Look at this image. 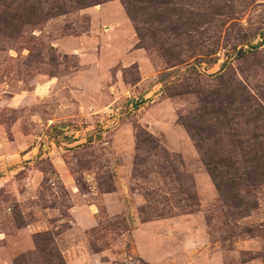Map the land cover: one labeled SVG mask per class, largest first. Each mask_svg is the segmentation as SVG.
Segmentation results:
<instances>
[{
	"label": "rangeland",
	"instance_id": "1",
	"mask_svg": "<svg viewBox=\"0 0 264 264\" xmlns=\"http://www.w3.org/2000/svg\"><path fill=\"white\" fill-rule=\"evenodd\" d=\"M176 3L201 24L153 47L121 0L0 32V264H264V185L235 213L181 122L223 84L264 105V0Z\"/></svg>",
	"mask_w": 264,
	"mask_h": 264
},
{
	"label": "trees",
	"instance_id": "2",
	"mask_svg": "<svg viewBox=\"0 0 264 264\" xmlns=\"http://www.w3.org/2000/svg\"><path fill=\"white\" fill-rule=\"evenodd\" d=\"M121 1L144 47H153L160 34L169 27H172L176 37H183L201 24L196 21L199 14L194 10L190 18L182 21L183 6H169L177 0ZM90 4L91 0H71V3H50L48 7L38 0H0V32L15 30L19 21L23 24L39 23L45 17L64 14L72 8ZM138 9L142 10L141 13H138ZM201 16L204 23L206 14L203 12ZM258 33L263 34L264 41V31ZM160 44L165 45L164 41ZM252 45L250 52L257 51L258 45ZM194 49V45L186 48L188 54L182 58V50L172 51L165 47L167 55L177 57L181 63L196 54ZM240 51V57L248 53V50ZM212 53H215V49L208 50V54ZM244 93L243 96L237 89L223 84L220 89L217 87L208 94L203 92L199 97L200 106L181 117L221 199L226 203L230 201L235 213L241 216L248 215L255 207L252 191L264 185V105L255 106L254 99L247 106L248 100L255 97L249 92ZM246 113V126L240 134L235 123L238 117H245Z\"/></svg>",
	"mask_w": 264,
	"mask_h": 264
}]
</instances>
